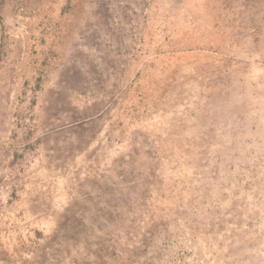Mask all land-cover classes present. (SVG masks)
I'll return each instance as SVG.
<instances>
[{
  "label": "rangeland",
  "instance_id": "obj_1",
  "mask_svg": "<svg viewBox=\"0 0 264 264\" xmlns=\"http://www.w3.org/2000/svg\"><path fill=\"white\" fill-rule=\"evenodd\" d=\"M18 103L53 223L16 264H264V0H0Z\"/></svg>",
  "mask_w": 264,
  "mask_h": 264
},
{
  "label": "crops",
  "instance_id": "obj_2",
  "mask_svg": "<svg viewBox=\"0 0 264 264\" xmlns=\"http://www.w3.org/2000/svg\"><path fill=\"white\" fill-rule=\"evenodd\" d=\"M36 109L27 103L0 105V123L5 125L0 128V264H16L24 257V248L53 223L44 207L43 193L49 188L33 179L40 158L27 127L34 123ZM28 180L31 183H25ZM51 199L47 197L46 203Z\"/></svg>",
  "mask_w": 264,
  "mask_h": 264
}]
</instances>
